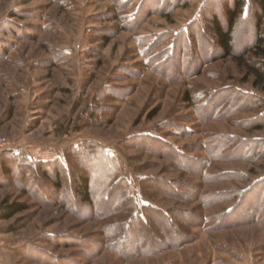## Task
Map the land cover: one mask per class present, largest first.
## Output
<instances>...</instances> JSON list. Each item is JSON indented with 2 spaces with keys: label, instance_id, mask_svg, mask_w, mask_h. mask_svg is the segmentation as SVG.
<instances>
[{
  "label": "rangeland",
  "instance_id": "obj_1",
  "mask_svg": "<svg viewBox=\"0 0 264 264\" xmlns=\"http://www.w3.org/2000/svg\"><path fill=\"white\" fill-rule=\"evenodd\" d=\"M232 1L211 0L209 12ZM157 2L0 0V145L14 143L0 150L10 171L0 167V264H264V154L250 155L264 143V130L252 129L264 125V94L221 50L202 46L201 54L195 39L189 68L180 61L176 69L185 74L156 68L176 34L196 19L206 31L210 18L200 17L205 0L167 16ZM250 22L251 14L240 46L252 42L243 34L252 33ZM193 27L192 37L200 33ZM210 54L217 57L203 63ZM232 89L263 102L248 97L233 110L235 95H218ZM220 136L228 146L208 152ZM80 147L109 155L139 205L169 214L128 241L160 240L170 222L173 239L191 233V241L129 257L101 248L110 220L80 201L78 178L89 169L73 155ZM170 148L188 159L176 160ZM53 160L69 169L60 188L36 166ZM12 203L23 209L2 218ZM185 211L201 222L185 225Z\"/></svg>",
  "mask_w": 264,
  "mask_h": 264
},
{
  "label": "trees",
  "instance_id": "obj_2",
  "mask_svg": "<svg viewBox=\"0 0 264 264\" xmlns=\"http://www.w3.org/2000/svg\"><path fill=\"white\" fill-rule=\"evenodd\" d=\"M158 1H162V4L157 2L159 6L155 7H157V9L159 8V10H163L162 13L165 16L172 11V7L184 6L188 2V0ZM253 4L257 6L258 10L253 9ZM210 5L211 0H205L203 9L200 12V17H204L206 12L208 14V12L212 10ZM246 5L247 10L245 11ZM157 9L155 8L153 11H159ZM250 14L253 16L254 22L247 24L253 28L252 33L247 34L244 32L246 30H244L243 34L244 38L251 37L250 39L252 42L249 46L244 47L240 46L241 43H239V39L241 38L237 39V36L242 33V25L249 19ZM209 15L210 18L207 19L206 31L202 30V24H197L198 19L190 23L189 27L191 28L187 27L188 29L182 30L176 34L171 49L164 51L165 56L160 59V61L158 60L159 64L155 67L162 68L164 73L167 72L171 74L172 72L174 73L177 71L176 69L181 61L183 63H188L187 68H189V64L195 58L191 42L196 40L195 43L198 44L196 48L200 50L201 54L204 52L202 46H208L213 50H221V58H231L239 67L243 68L245 73L244 79L246 80L251 76L252 87L258 89L262 94H264V0H233L232 3L225 4L220 13L213 11L211 13L209 12ZM192 27L195 29V32L196 30H199L200 32L199 34L196 33L193 37L191 32ZM105 40H108V37ZM194 46L196 45L194 44ZM215 57L217 56L210 54L209 57L204 59L203 63L215 59ZM180 72L182 73L179 74ZM177 73L179 75L185 74L183 70H178ZM231 94H234L236 97L234 102L233 100H228V106H230L233 110L239 109L240 106L236 104L245 105L247 103L246 99H249L248 97L254 99V102L258 105H261L263 102L260 97L256 98L257 96L245 95L233 89L222 90V92L218 95L221 99H223ZM210 97H213L211 93L208 98ZM184 98L189 102L193 101L192 98L190 99L187 92L185 93ZM232 102L233 104H231ZM156 113L157 110H153L149 114V117H153ZM252 129L264 130V125L262 123H257L254 127H252ZM145 137L147 136H144V138ZM212 139L213 142L211 146L208 147V152L213 154H217L221 146H228V142L230 141L229 138H225L224 136ZM263 145L264 143L260 145L257 144L256 147L252 148L253 153L250 155L263 156ZM82 149L83 148L80 147L73 153L75 157L83 155V159L81 160L83 166H87L89 163V169L86 170V175H82L78 178L79 187L77 193L81 197L80 201L88 206H95L94 212L99 218H108L110 220L104 226V239L99 242L101 248L114 250L120 255L129 257L140 254L156 253L170 246H177L187 241H191V233H187L186 235L184 234L185 236L176 234L177 238L173 239L175 237V228H171V222L168 224L169 228L166 227V229H164V238L160 240L150 239L151 241H147L146 243L138 242L136 240L132 242L128 241L127 238L129 235L131 236V234H136V236L142 235V232H144L145 229L144 224L148 221L156 222L157 220L163 218L164 214H169L152 204L150 201L148 202V195L144 190L140 191L141 198H145L148 203L146 202L147 204L139 205L135 196L131 192L128 180L123 176H116L115 173H117V171L115 170V163H113V160L109 157V155L102 154L101 157H99L97 149L94 155L92 153V156H89L91 152L89 150L82 152ZM171 151L175 154V159L179 161L180 157H182L180 152H175L174 149H171ZM182 158L186 160L188 159L186 155ZM96 161H99L100 165L95 166ZM21 166L26 169H31L29 163L22 164ZM36 166L38 167V170H41L43 174L47 175L48 179H50L53 184L59 188L62 185V174H66L67 172L69 173V169L65 167L61 160L40 163ZM0 167L3 168L4 173H10L6 163L2 162V160H0ZM46 167L51 169V173L53 174L48 173ZM181 191L182 190L178 193L180 194ZM185 199L186 197L184 200ZM84 206L85 205L78 204L77 208H83ZM22 209V204H8L3 208L1 217L9 218ZM179 214H181V217L187 216L185 221V225L187 226H191V224L194 223V221H191V217L197 219L198 221L200 220L199 222H201V216L199 213L197 214V212L193 213L191 211H185L181 213L179 212ZM115 215H119L121 219H113L115 218ZM197 220L195 222L196 224ZM134 224L137 225V229Z\"/></svg>",
  "mask_w": 264,
  "mask_h": 264
},
{
  "label": "built area",
  "instance_id": "obj_3",
  "mask_svg": "<svg viewBox=\"0 0 264 264\" xmlns=\"http://www.w3.org/2000/svg\"><path fill=\"white\" fill-rule=\"evenodd\" d=\"M14 143L11 142H4L3 144L0 145V150L4 149V148H8L10 146H12Z\"/></svg>",
  "mask_w": 264,
  "mask_h": 264
},
{
  "label": "crops",
  "instance_id": "obj_4",
  "mask_svg": "<svg viewBox=\"0 0 264 264\" xmlns=\"http://www.w3.org/2000/svg\"><path fill=\"white\" fill-rule=\"evenodd\" d=\"M201 1V0H200Z\"/></svg>",
  "mask_w": 264,
  "mask_h": 264
}]
</instances>
